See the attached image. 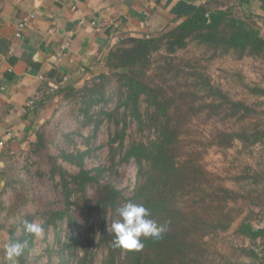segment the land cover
Instances as JSON below:
<instances>
[{"label": "trees", "instance_id": "trees-1", "mask_svg": "<svg viewBox=\"0 0 264 264\" xmlns=\"http://www.w3.org/2000/svg\"><path fill=\"white\" fill-rule=\"evenodd\" d=\"M192 43L209 52L208 60L229 53L238 59H264L260 32L246 18L228 9L212 10L208 2L155 34L120 36L107 52L106 72L78 88L69 85L53 93L71 112L77 110L79 125L92 126L89 133L77 126L67 132L56 130L58 137L50 138L39 127L18 166L8 167L5 186L11 193L7 202L0 201L4 215L0 229L7 232L6 243L19 240L26 246L13 261L4 258V247L0 249L2 264L208 262L204 237L232 226L236 218L232 203L241 194L206 170L203 153L211 146L229 148L235 140L244 147L254 145L264 140V128L257 123L238 130L214 125L203 149L185 145L196 118L243 122L257 113L212 82L203 57L187 55ZM248 88L264 97V87ZM103 123L109 132L102 144L107 157L87 166V157L98 156L101 144L95 138ZM130 161L136 166L135 181L126 192L113 178L118 167ZM34 176L50 183L53 198L41 197L38 208L27 210L32 198L26 184ZM129 200L143 204L151 218L165 226L159 239L141 237L139 250L115 247L107 228L118 219L115 207ZM250 217L236 226V234L264 240V226L254 228ZM19 219L39 223L43 234L26 232Z\"/></svg>", "mask_w": 264, "mask_h": 264}, {"label": "crops", "instance_id": "crops-1", "mask_svg": "<svg viewBox=\"0 0 264 264\" xmlns=\"http://www.w3.org/2000/svg\"><path fill=\"white\" fill-rule=\"evenodd\" d=\"M206 2L246 18L264 38V0H0V131L13 133L0 146V198L8 193V167L18 166L39 127H49L57 88H78L106 72L120 36L155 34Z\"/></svg>", "mask_w": 264, "mask_h": 264}, {"label": "rangeland", "instance_id": "rangeland-1", "mask_svg": "<svg viewBox=\"0 0 264 264\" xmlns=\"http://www.w3.org/2000/svg\"><path fill=\"white\" fill-rule=\"evenodd\" d=\"M186 53L187 55L202 56L201 61L206 66L205 70L215 85L221 87L232 99L245 101L257 110V113L243 122L235 119L221 121L212 118L207 120L204 116L196 118L183 140L187 147L196 145L203 149L210 129L214 125L227 130H238L242 126L253 127L257 123L261 128H264V97L252 93L248 88L264 87V59L252 56H243L238 59L229 53L208 60L209 52L193 43ZM76 115L77 110L71 112L70 107H66L57 98L50 105L48 118L51 122L47 124L49 127L45 130L46 135L49 133L48 137L57 138L60 131L56 132V130L67 132L77 126H80L83 134L87 135L92 126L87 123L79 125L75 119ZM108 135L106 124L103 123L95 138V143L101 144V147L96 150L98 156L87 157V166L95 165L96 161H105L108 150L102 144L105 143ZM201 162L206 170L218 177V181L241 194L238 201L232 203L236 213L232 226L226 231L210 233L204 237L208 256L206 264H264V240L257 238L252 241L235 232L236 226L248 215L251 216V224L264 218V178H261L264 174V140L249 147H244L239 140H235L234 144L226 149L211 146L203 153ZM117 172L113 181L118 188L128 192L132 189L135 181L136 166L134 161L119 166ZM26 185L30 198H32V201L25 206L27 210L38 208L42 202L41 197L53 198L50 191L51 185L43 177L34 176L27 181ZM10 193L11 191L8 189L5 199L2 200L7 202ZM1 195L3 196V194ZM0 218L3 221L4 215L1 211ZM0 231H2L0 232V249H2L8 236L5 229ZM241 248H245V251ZM252 250L257 253L258 257L251 255L250 251ZM0 262H2L1 254Z\"/></svg>", "mask_w": 264, "mask_h": 264}, {"label": "clouds", "instance_id": "clouds-1", "mask_svg": "<svg viewBox=\"0 0 264 264\" xmlns=\"http://www.w3.org/2000/svg\"><path fill=\"white\" fill-rule=\"evenodd\" d=\"M118 219L108 224V231L113 235V245L125 250H139L143 247L141 237L159 239L165 231V226L151 218L150 210L143 204L126 201L115 207ZM16 221H14L15 223ZM24 230L35 236L43 234V227L39 223L28 219H19ZM25 244L19 240L10 239L4 245V258L13 261L22 255ZM2 264V262H0Z\"/></svg>", "mask_w": 264, "mask_h": 264}, {"label": "built area", "instance_id": "built-area-1", "mask_svg": "<svg viewBox=\"0 0 264 264\" xmlns=\"http://www.w3.org/2000/svg\"><path fill=\"white\" fill-rule=\"evenodd\" d=\"M30 17L33 16L32 14L29 15ZM28 18V17H27ZM27 18H24L22 20H20L17 23V31H16V36H20L21 35V31L23 29V27L26 24ZM65 45H67V42L65 43ZM35 99H32L29 101L28 104H32L34 102ZM13 137V133L10 130H5L0 131V146H3L5 144L6 139L8 138H12ZM254 228L258 229V228H262L264 226V218L262 220H257V222L255 224H252Z\"/></svg>", "mask_w": 264, "mask_h": 264}]
</instances>
